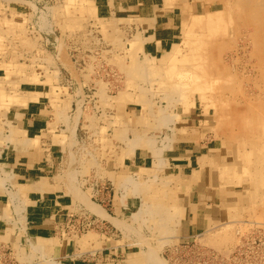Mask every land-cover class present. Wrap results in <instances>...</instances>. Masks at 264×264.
<instances>
[{
    "label": "rangeland",
    "instance_id": "1",
    "mask_svg": "<svg viewBox=\"0 0 264 264\" xmlns=\"http://www.w3.org/2000/svg\"><path fill=\"white\" fill-rule=\"evenodd\" d=\"M79 1L82 0H0V112L15 103L22 91L54 85L52 97L56 94L54 98L60 100L61 96H66L69 106L68 113L64 115L67 120H63L65 123L62 121L65 125L62 128L63 138L54 141L64 145L59 174L62 173L60 176L74 194L71 205L77 208L85 199L88 205L98 207L94 203L103 202L94 193L99 183L106 191L110 188L114 190L108 181H103L109 177L110 170L115 175L116 186L123 188L126 195L134 197L131 210L125 216H116L112 225L104 224L103 228H99L90 216H70L59 238L73 253L70 257L74 259L72 262L80 264L85 259L91 264H146L140 261L150 250L165 264H264V253L260 250L264 244L256 230L264 227L261 224L264 223V196L260 193L264 184L257 185L258 190L260 188L258 192L249 177L237 184V179L220 176V169L214 165L233 158L229 147L234 143L225 141V133L222 134L218 123V112L210 104L211 100L208 98L202 102L199 92L194 91L188 94L185 101L178 97L179 88H171V80L164 71L166 66L159 61L164 50H170V47L152 58L138 46L128 45L127 40L135 31H146V37L150 39L146 26L139 28L135 25L141 22L140 17L137 19L129 13L128 20L117 21V18L125 17V11L116 8V0H95V14L82 10V2ZM124 1L127 4L133 2ZM155 1L158 2L152 0L151 4ZM188 1L200 2L207 8L209 5H206L208 0ZM218 4L216 1L210 6L211 12L220 9ZM176 7L174 38H178L177 44L183 52L186 45L181 42L180 30L184 25L180 22L187 17L182 10L178 12L180 5ZM164 8V4L159 2L149 9L158 13L170 11ZM143 15L150 21L147 23L153 24L155 19L152 20L147 11ZM245 20L237 21L234 31L231 29L228 34L220 35L206 50L209 64L231 65L235 62L232 73L239 75L235 80L238 91L234 88L232 93L226 94L229 104L223 103L225 111L237 106V101L242 102L244 95L249 97L251 92H255L258 96L256 84L264 86L260 76L264 75V68L258 70L255 67L250 74L251 67L259 60H256L251 44L252 25L243 24ZM115 21L117 25L113 24ZM115 39L121 41L117 43ZM61 50H64L63 53ZM244 62L247 64L243 71ZM17 64L20 66L17 67ZM257 101L251 100L255 105ZM184 106L189 110L184 111ZM162 116L167 118L162 120ZM59 117L57 119L62 120V116ZM57 123L56 129L60 122ZM135 133L148 138L152 136L145 139L158 149L137 140ZM133 145L142 148L148 155L147 166L138 168L132 162V154L136 156L135 153L140 150H133ZM208 147H213V150H208ZM202 150L204 155L207 152L210 164H201L203 162L198 155ZM188 156L197 165L188 168L187 173H181L179 169L187 165ZM213 161L214 165H211ZM109 165L113 168L109 169ZM237 170L241 171L239 165ZM120 182L122 184L118 185ZM249 188L258 196L249 192ZM76 193L80 195L76 196ZM89 198L94 203L88 201ZM114 202L118 203V200L114 198ZM255 218H260L259 222L253 221ZM244 222L251 224L247 227ZM242 240L244 244L237 247ZM31 244L26 243L21 254H16L24 261L32 259L36 262L23 264H51L49 261L53 260H44L45 247L34 250ZM57 264L67 263L58 261Z\"/></svg>",
    "mask_w": 264,
    "mask_h": 264
},
{
    "label": "crops",
    "instance_id": "2",
    "mask_svg": "<svg viewBox=\"0 0 264 264\" xmlns=\"http://www.w3.org/2000/svg\"><path fill=\"white\" fill-rule=\"evenodd\" d=\"M120 1L116 4L118 6L116 8L120 9L119 6H122L125 15L129 16L130 13L134 17H140L141 22L135 25L140 28L143 24L149 29L150 39L147 40L149 43L147 41V44L145 43L148 52L156 55L170 47L177 29L175 27V14L171 11L158 13L159 11L150 10L149 8L154 4H151L148 0H135L129 4L125 3L124 0V3ZM145 10L151 17L156 18L153 24L147 23L150 21L146 15H143L146 12ZM156 13H158V17L160 16L159 19ZM53 87L54 85L24 90L15 103L7 107L6 111L0 112V123L2 124L0 126L4 128L0 129V137L2 138H0V264L36 262L32 259L24 261V258L21 259L22 256L17 254H21L26 243L36 242L35 238L37 237L38 239H44L46 242L43 250L44 260H53L52 262L49 261L51 264H57L58 261L68 264L70 260V263L74 264L72 262L74 259L70 258L73 253L69 251L67 245L62 244L59 238V234L65 230L70 216L74 214L90 216L99 228H103L104 224L112 225V221L116 216H125L133 207L132 200L134 197L126 195L123 188L116 186L114 182L116 178H113L115 175L111 170L107 180L104 179L103 181H108L109 185L114 187V190L110 188L106 191L105 187H102V183H99L94 193L103 202L94 203L90 198L88 200L98 206L97 212H93L86 207V203H79L80 205L77 208L71 205L70 200L73 199L74 194L72 195V192L68 190V184L60 176L62 173L59 174V165L63 162L64 145L53 141L54 135L59 136L65 126L64 121H60L58 129H56V124H58L57 112H61L63 118L64 114L68 113L69 106L67 105L66 96H61L60 100L52 97L53 92L51 90ZM11 124L13 125L11 127L15 128V133L21 131L22 134L19 132V135H11L10 132H14V128L9 131ZM7 125L8 127H6ZM53 127L55 130L52 129L53 131H51L50 128ZM83 132L85 133V131ZM51 138H53L52 141ZM143 151L141 148L135 153L136 156L134 154L131 156L132 162L136 163L138 168L147 166L146 158L148 155ZM200 155L203 162L201 164H208L207 152L204 156L202 152ZM188 158L191 157L188 156ZM201 164L199 165L202 166ZM61 165L64 167L63 164ZM130 165L132 166V164ZM193 165L196 166V162L192 164L189 161L185 167L180 168V172L187 173L188 168H195ZM112 168L109 165V169ZM19 184L24 192L21 187H18ZM120 184L122 183L120 182L118 185ZM114 198L118 200V203L114 202ZM106 201L109 204H101L106 203ZM74 208L75 211H73ZM101 212L104 218L101 216ZM104 214H107V216ZM53 239H56L57 242L54 243ZM9 250L11 252H8ZM42 253L39 252L38 254L41 255ZM80 264L91 263L84 259Z\"/></svg>",
    "mask_w": 264,
    "mask_h": 264
},
{
    "label": "bare ground",
    "instance_id": "3",
    "mask_svg": "<svg viewBox=\"0 0 264 264\" xmlns=\"http://www.w3.org/2000/svg\"><path fill=\"white\" fill-rule=\"evenodd\" d=\"M74 1H76V0H74ZM117 1L119 2V0H117ZM134 1L135 0H133V2ZM216 1L219 2L218 6L220 7V9L211 12L210 6L211 5H214L216 3ZM216 1L215 0H208V2L206 3V5L209 4L208 5V8L206 6H204V4H202L200 2H198V3L195 4L194 2L192 3L191 1H188V0H158V2L155 1L156 3H159L160 2L162 5L164 4V6L168 10H170L173 14H175V12H176V9H177L176 5H180V9L178 7V12L182 10V13L187 17L186 20H181V22H180V24L183 23V25H184V28L182 30H180V32H181V35L180 36L182 37V40H181V42L183 43L182 45H184V44L186 45L185 46L186 47L185 51L181 52V50L183 48H181V46H179V44H177L176 39H178V38H174L172 40L171 45H170V48L171 49L170 50H166V51L164 50V53L160 56L159 61H160V63H162V64H164L166 66L164 71H166L165 73H167L168 79L171 80L169 82V84H172L171 85V88H179V93L178 92L177 93L179 94L178 97L180 99L183 98V99H186L185 101H187L188 100L187 99L188 94L189 93H192L194 91H197V92H199V96H200V99H202V102H203L204 99H208V98L211 100L210 104H212V107L214 106L215 109H216V111L218 112V120L220 121V122L218 121V123L221 126V131H223L222 134L225 133V139H226L225 141H229V142L234 143L231 146V148L229 147V152H230L229 154H231L233 156L232 159H230V160H226L225 159L224 161L221 160V161H219V165H214V161H213V163L211 162V165L217 166L220 169L219 170L220 171V173H219L220 176L228 177V178H230V180L233 179V178L234 179H237L238 180L237 181V184H239V180L246 179V178L249 177L251 179L249 181L253 182L252 184H255L256 185L253 188H256V190L258 192H260V188L262 189V191L260 193L262 194V197H263L264 196V190H263L262 186L258 190L257 185L264 184V95H262L264 93L263 92L264 86L262 87L261 86L262 84L261 85L260 84L259 85L256 84V86H258V92H259L258 93L259 94L258 96L259 97L255 95V92H253V93L251 92V96L247 97V96L244 95V100L242 99L243 100L242 102H240V100H239V102L237 101L235 103V105H237L239 107L234 106L233 108L229 109L230 111H227V109H226V111L223 110L222 109L223 108V103H225L226 105L229 104V102H228V96H226V94L228 92H231L232 93V90L234 88L238 91V85L236 84V81L235 80L238 79L237 76H239V75H236V74L232 73L233 72L232 67H234L233 63H235L234 61L232 63V60H231V63H232L231 65H227L226 63L224 65L223 64L222 65H219V64H216V65L209 64L208 63V59H209L208 55L209 54L207 53L206 50H208V46H210L214 42H216V39L220 35L221 36H224V35L228 34V31L231 30V29L234 31V28H236L235 26H236V22L237 21H240L241 20V22H242V19H246L245 22H243V24H247V25L251 24L252 25L251 26L252 27V30H251V34H250L251 35V38L250 39H251V42H252L251 44H252V47H253V50H254L253 52L255 53V57L257 58L256 60L257 61L259 60L258 63H257V65H256V63H254L253 66L251 65L253 68L251 67L252 71L250 70V74L255 71L254 70L255 67L258 68V70L261 69V68H264V0H216ZM79 2H82V5H83V6L81 5V9L83 8L82 10L87 9L89 12L94 13L93 12V8L96 6V1L95 0H82V1H79ZM150 2H152V0H150ZM155 2L153 4H156ZM129 3H132V1L129 2ZM119 8H120V11L121 12L124 9V7H122V6H119ZM166 8H164V10H166ZM172 9H173V11H172ZM79 10H80V8H79ZM94 11L96 12L95 9H94ZM126 16L127 15H125V17L123 16V17L117 18L118 19L117 21H122V20L125 21V20H128L129 19V16H127V17ZM110 19H112V18H110ZM153 19H156V18H154V16H152V20ZM108 20H109V17H108ZM117 21L113 22V24H116L117 25V23H118ZM102 23L104 24V23H106V21H102ZM239 25H241V24H239ZM145 28L147 29V27H145ZM145 32L146 31H144L143 33H140V31L139 32H136L135 31V34L132 36L131 39H128L127 40V43L129 41V43H130V44H128L129 46H135V47L138 46V48H141V50L144 51V54L145 55H149L150 57L153 58L155 56V54H151L150 52H148L146 50V47H145V43L148 40V38H147L148 36L145 34ZM236 33H238V32H236ZM116 41L118 43V42L121 41V39H120V41H119V39L116 40ZM119 46L121 47V44ZM1 47L2 46L0 45V48ZM63 51L61 50L62 53H63ZM130 51H133V49L130 50ZM136 52H138V51H136ZM254 53H253L252 57H254ZM117 54H119V53H117ZM133 55H134V53H133ZM56 56H58V55H56ZM114 56L116 57V54ZM156 57H157V54H156ZM65 58L63 59V61L65 60ZM230 59H233V58L231 57ZM230 59L228 60L229 62H230ZM235 60L238 61L237 59H235ZM254 60H255V58H254ZM61 61H62V59H61ZM68 61H69V59H68ZM64 63H65V61H64ZM66 63H67V61H66ZM69 63H71V62H69ZM135 64H136V62H135ZM246 64H247V62H244L243 67H245V68L243 69V71L246 69ZM14 66H15L14 68H16V65L15 64H14ZM19 66L17 64V67H19ZM21 66H23V64H21ZM131 66H132V64H131ZM141 66H143V65H141ZM44 67H46V65H44ZM70 67H72V66H70ZM18 70H20V69H18ZM72 71H74V70H72ZM71 74L73 75L72 72H71ZM75 76H76V74H75ZM260 76H262V80H263V83H264V75H261L260 74ZM233 83H234V86H233ZM236 85H237V87H236ZM54 93H55V90H54ZM175 93L176 92H174V94ZM241 93H243L242 90H241ZM244 94H246V93H244ZM55 96H56V94L54 95V97ZM141 97L139 99H141ZM171 98H173V97H171ZM256 99H258V101H257L258 104L257 105H255V104L252 103ZM251 100H252V102H251ZM121 101H122V99H121ZM185 101L182 100V102H185ZM182 102H181V105H182ZM107 104H110V103H107ZM191 104H188V106L191 105ZM183 105H186V104H183ZM210 106H208V107H210ZM76 107H78V106H76ZM183 110L184 111H187V110H189V107L184 106V109ZM203 110H205V109L203 108ZM202 112H205V111H202ZM147 113H148V111H147ZM61 114H60V112L58 113L59 116H61ZM155 114H156V112H155ZM84 117H85V115H84ZM163 117L164 116H162V120H163ZM3 120L5 121V119H3ZM73 120H74V118H73ZM58 121L60 122V121H63V120H58ZM5 122L7 123V121H5ZM8 122H10V121H8ZM159 124H161V123H159ZM153 125H155V124H153ZM11 126H13V125L12 124L10 125V130L9 131H12L11 129L14 128V127H11ZM141 126H143V125H141ZM160 126L161 125H159V127ZM216 126H218L217 123H216ZM6 127H8V125ZM167 127H169V126H167ZM2 128H3V126H2ZM2 128L0 126V129H2ZM155 128H157V127H155ZM50 129H51V131H53L52 129H54V127L53 128H50ZM183 131H185V130L183 129ZM15 132L16 131H15V128H14V132H10V134L11 135H15V134L16 135H19L20 134L19 132H21V131H17L18 133H15ZM63 132L64 131L62 130L59 133L61 136L60 135L59 136H57V135L55 136L53 134L55 136L54 137V140H56V139L61 140V138H63V134H64ZM21 134H22V132H21ZM0 135H1V133H0ZM144 135H145V133H144ZM175 135H176V133H175ZM134 136L135 137H138L137 140H142V142L144 144H146L147 146L150 145L154 149L157 148V147H154L153 146V143L149 144V142H148L149 140H146L145 139V138H148L147 136L144 137L143 134H141V133H135ZM151 137L152 136H150L149 138H151ZM155 139H156V137H155ZM52 140H53V138H51V141ZM25 141H27V140H25ZM62 141H63V139H62ZM163 141H165V140H163ZM5 142H7V141H5ZM24 142H22V143H24ZM60 144H61V142H60ZM67 144H68V142H67ZM144 147H145V145H144ZM166 147H169L170 148L169 145H167ZM136 148H139V147H137V145L136 146L133 145V150H136ZM212 148L213 147H208V150L212 151L213 150ZM147 150H149V148ZM203 151L204 150H202L201 152L203 153ZM203 156H204V153H203ZM182 157H180V158H182ZM198 157L201 160V155L200 154L198 155ZM196 160H197V162H199L198 159H196ZM189 161H191V163L193 164V161H192L191 158H188L187 163ZM194 162H196V161H194ZM208 163H209V161H208ZM238 165L241 167V171L240 172L237 170V166ZM187 183H189V182H186V184ZM20 184H22V183H20ZM20 184H19L18 187H21ZM186 187H189V186H186ZM25 188H28V187H25ZM34 189L37 190L35 187H34ZM21 190H23L22 187H21ZM21 190H20V192L22 193ZM30 190H31V188H30ZM252 191H254V190H252ZM252 191H250V188H249V192L253 193ZM17 192H18V190H17ZM23 192H24V190H23ZM253 194H251V195H253ZM256 194H254V195L256 196ZM79 195H80L79 193H76V196H79ZM257 196H258V194H257ZM152 197L154 198V196H152ZM262 197L261 198L258 197V199H262ZM83 200H84V204H85L86 201H85V199H83ZM222 204H223V202H222ZM229 204H227V205H229ZM86 206H88V208L91 209V211H93V212H97L98 209H99L98 207H94L93 205H88L87 203H86ZM226 208H227V206H226ZM250 208H251V206H250ZM229 209L232 210L233 208H229ZM232 211H234V210H232ZM103 213H105V212H103ZM138 214H141V213H138ZM104 215L107 216V214H104ZM178 215H179V212H178ZM101 216H102V212H101ZM174 216H175V214H174ZM257 218H255L256 220L254 219L253 221H256L257 222L258 220H260V218L258 220H257ZM240 222H242V221H240ZM172 224H173V222L171 223V225ZM207 224H209V223H207ZM207 224H206V227H209V225H207ZM210 224H211V222H210ZM244 224L247 225V224H251V223H247L246 224V222H244ZM261 224L264 225V223H261ZM252 225L254 226L255 224H252ZM213 226H214V224H213ZM247 227H248V225H247ZM244 228H246V227H242V229H244ZM206 229L208 230V228H206ZM230 230H232V229H230ZM239 230H241V229L239 228ZM256 230L259 231V232H257V236H259L261 238L262 245H263L264 244L263 243V240H264V234H263L264 233V227L262 229H260V227H258ZM253 231H255V228L253 229ZM224 232L225 231H223V234H224ZM34 234H36V233H34ZM221 234H222V231H221V233L219 235H221ZM224 236H225V234H224ZM228 236H229V233H228ZM3 237H5V236L3 235ZM220 237H222V236H220ZM231 238H232V236H231ZM231 238H230V240H231ZM35 239L37 241L35 243L32 242V244L30 245V247H32L34 250H36L39 247H45L46 242H45L44 239H41V238L38 239V237L35 238ZM160 239H162V238H160ZM224 239L225 238H223V240ZM217 240H218V238H217ZM251 240L254 242V239L253 238ZM54 241H56V240H54ZM158 241L161 242L160 240H158ZM165 241H164V243H165ZM215 241H216V239H215ZM225 241H229V240H225ZM237 243H238V241H237ZM243 244H244V240H242L241 242L239 241V244L237 245V247L238 246H241ZM151 248H153V247H151ZM253 249H255V248H253ZM261 249H262V253H264V246L261 247L260 250ZM238 251L239 252H242L240 250H238ZM148 252L149 253H146L145 252L146 254L143 256V258L141 259L140 262H143V263H146V264H165V262H163L160 258H158L157 255L155 256V254L153 253L154 251L153 252H150V250H149Z\"/></svg>",
    "mask_w": 264,
    "mask_h": 264
}]
</instances>
